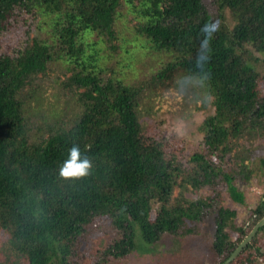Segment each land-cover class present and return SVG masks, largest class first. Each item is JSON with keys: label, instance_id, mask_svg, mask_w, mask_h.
<instances>
[{"label": "trees", "instance_id": "obj_1", "mask_svg": "<svg viewBox=\"0 0 264 264\" xmlns=\"http://www.w3.org/2000/svg\"><path fill=\"white\" fill-rule=\"evenodd\" d=\"M212 2L215 14L205 0L127 1L142 44L161 62V56L169 60L149 81L133 84L89 70L95 62L89 43L91 49L97 44L91 34L99 33L100 42L113 36L120 0H0V226L8 232L0 238V264H85L87 257L94 264L95 255V264H113L130 257L138 240L150 248L166 234L194 235L207 218L214 258L204 264H222L264 216V194L249 227L218 198L226 190L245 204L238 184H264L257 65L264 62V0ZM203 29L211 34L206 52ZM34 30L49 40L30 37ZM102 56L94 51L98 63ZM54 59L81 68L61 85L78 89L85 106L44 136L31 132L29 140L20 95ZM173 78L191 84L192 100L201 102L196 109L214 110L201 122L203 141L192 150L182 138L144 130L140 104ZM73 144L92 168L83 178L64 179L59 170ZM203 187L219 196H189Z\"/></svg>", "mask_w": 264, "mask_h": 264}, {"label": "rangeland", "instance_id": "obj_2", "mask_svg": "<svg viewBox=\"0 0 264 264\" xmlns=\"http://www.w3.org/2000/svg\"><path fill=\"white\" fill-rule=\"evenodd\" d=\"M120 1L121 3L116 12V16L117 13L119 14V20L115 22L113 36L111 38L105 36L103 37L104 42H100L99 33L91 34L90 39L97 44L95 49H91L89 43V53H92L89 59L95 61L90 65L91 69L89 70L105 80L110 77H124L128 82L134 84L142 78L141 82L144 83L150 80L152 73L155 74L157 70L160 71L165 67L162 64L163 62L169 63V60H165L161 56V62L159 60L160 55L157 52L142 44L143 36H140L137 32L136 20L131 12L128 13V0ZM205 1L209 6L210 13L216 12L217 6L212 0ZM224 15L226 19L230 17L225 12ZM214 19L218 25L223 22V18L218 13ZM35 35L49 40L48 35L40 30H34L29 34L30 37ZM95 50L103 55L99 63L94 58ZM54 57L57 59L58 55ZM55 59L49 63L47 72L36 75L20 95L25 107L29 140L33 139L31 132L44 136L45 133H48L49 126L54 123L61 124L64 120L75 118V115L79 114L85 106L84 99L78 89L71 92L61 85L69 74L81 70V68L66 65ZM257 65L261 77L260 86L264 91V62L260 60ZM136 77L140 78L136 79ZM174 80L175 78L172 80L165 79L159 83L160 85L149 98L140 104V108L143 110L141 117L145 123L144 130L149 133H161L167 137L182 138L180 140L185 145L187 141V146H189L187 148L192 150L203 141V133L200 131L201 122L213 114L214 110L212 106L201 110L196 109L198 105H201V102L196 103L195 100H192L194 93L190 91L191 84L188 81L185 82V80L181 83H174ZM192 111L193 113H191ZM34 138H37L36 135H34ZM259 145H263L264 149V142ZM259 149L264 151L261 148ZM255 152H258V149ZM256 183L254 180L249 185L242 186L238 184L239 188L244 191L245 204L233 200L226 190H222L223 196L218 197L222 201V205L236 211L237 222L239 224L245 223L246 227L252 224L251 210L264 194V184L257 180ZM196 190L188 192L193 199L200 195H210L212 198L219 196L216 194L217 192L220 193L219 190L208 187ZM216 201L220 202L218 199ZM205 222L206 226L200 227V230L197 233L195 232L194 235H185L182 233L183 231L176 234H166L160 243L151 245L150 248L143 244L141 240H138V248L130 257L124 261H116L113 264H204L211 262L214 258L210 249L211 235L208 228L211 219L207 218ZM7 237L8 232L0 226V238L5 240ZM253 240L254 243L243 252ZM250 243L241 251L239 257L237 256L231 263L235 261L236 263L264 264V226ZM85 245L92 253L90 250L91 242L87 241ZM0 247H2V243H0ZM97 248L98 246L95 245V249ZM145 251L149 253L146 255ZM87 258L81 261L90 264ZM91 258V262L94 264L98 260L96 255Z\"/></svg>", "mask_w": 264, "mask_h": 264}, {"label": "clouds", "instance_id": "obj_3", "mask_svg": "<svg viewBox=\"0 0 264 264\" xmlns=\"http://www.w3.org/2000/svg\"><path fill=\"white\" fill-rule=\"evenodd\" d=\"M207 33V29H203ZM210 33H207V37L205 41H202L201 47L207 49V43L210 39ZM201 54H198L199 63L201 60ZM203 58H207L203 56ZM92 168V163L87 155H84L82 158V153L79 145L73 144L68 150V156L63 161L62 166L60 167L59 174L64 179H80L90 174V169Z\"/></svg>", "mask_w": 264, "mask_h": 264}, {"label": "water", "instance_id": "obj_4", "mask_svg": "<svg viewBox=\"0 0 264 264\" xmlns=\"http://www.w3.org/2000/svg\"><path fill=\"white\" fill-rule=\"evenodd\" d=\"M263 226H264V216L253 226L250 232L245 236V238L240 242V244L236 247V249L222 264H230L241 253V251L250 243L253 237Z\"/></svg>", "mask_w": 264, "mask_h": 264}]
</instances>
